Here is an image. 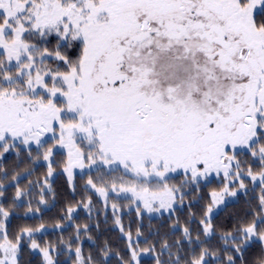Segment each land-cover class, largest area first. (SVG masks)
I'll list each match as a JSON object with an SVG mask.
<instances>
[{"label":"snow or ice","instance_id":"obj_1","mask_svg":"<svg viewBox=\"0 0 264 264\" xmlns=\"http://www.w3.org/2000/svg\"><path fill=\"white\" fill-rule=\"evenodd\" d=\"M49 133L54 143L42 154L45 183L53 176L55 149H66L70 185L74 168L121 172L122 182L109 188L131 193L138 215L140 204L149 213L174 210L180 189L169 185L170 174L198 185L222 173L226 183L211 193L200 221L211 236L213 205L246 191L245 178L264 190V0H0V155L16 149L33 159L32 145L43 148ZM249 154L258 173L238 158ZM129 175L132 181L123 182ZM87 185L107 198L109 188L97 187L91 176ZM24 194L17 187L15 201ZM259 200L256 218L222 237L232 242L225 264L243 262L256 243L261 255L255 264H264V194ZM111 207L116 216L117 205ZM67 211L70 218L74 209ZM0 216V264H21L25 238L44 264H57L53 246L35 239L43 224L13 237L2 205ZM115 223L123 232L118 216ZM183 233L192 243L187 227ZM126 236L130 259L121 264H141L144 254L155 264H181L180 240L175 259L164 261V252L173 255L167 241L153 256L155 246L138 251L131 232ZM74 254L75 264H94L81 247ZM102 254L109 256L107 245ZM209 256L216 254L204 248L186 264H211Z\"/></svg>","mask_w":264,"mask_h":264},{"label":"trees","instance_id":"obj_2","mask_svg":"<svg viewBox=\"0 0 264 264\" xmlns=\"http://www.w3.org/2000/svg\"><path fill=\"white\" fill-rule=\"evenodd\" d=\"M32 157L33 159H29L26 151L17 154L16 149L0 155V184H3L0 191L4 193L0 197V205L10 212V216L5 221L10 236L14 237L22 228L36 229L41 224L44 225L47 231L36 233L35 239L42 247L49 244L53 246L52 255L57 264H75L74 250L77 246L81 247L85 257L92 256L94 264H121V259L124 261L130 259L131 250L126 236L129 232L133 241H138V244L134 243L132 247L139 251L155 246L153 256L160 252V245L164 241L173 245L171 257L168 252H164L161 256L164 261L175 259L177 252L175 242L180 240L181 264L198 257L204 248L216 254L205 257L206 260L211 261V264H225L227 256L232 254L227 250L232 242L229 240L226 244L222 237L225 233L235 234L239 227L256 218V214L260 211L259 197L264 194L260 184L254 185L252 181H246L247 190L241 191L235 200L227 202V205L212 217L214 233L206 237L202 232L200 221L207 207L212 204L211 193L221 190L226 183L214 179L212 182L191 186L178 197L177 206L169 215L162 214L155 217L147 214L137 215L134 210L122 214L119 217L124 232H121L116 226L113 210H107L97 193L86 185L87 174H77L74 184H69L68 177L63 172L66 163L64 153H56L52 165L56 174L53 179L48 177L47 183L45 179L48 165L41 161L43 160L41 149L32 147ZM244 157L248 161L244 164L246 167L251 166L254 173L261 170L258 161L252 162L250 154ZM17 174H19L18 179L13 180L12 177ZM17 187L25 193L19 201H15ZM21 201L22 206H14V202L19 204ZM88 201H91L93 206L100 205V207H93L88 213L84 209ZM44 204L47 206L44 207ZM29 205L33 209L32 212L27 211ZM69 207L77 209L72 218H69L67 211ZM36 209L39 211H35ZM3 219L0 216V220ZM85 225H88L87 231H84ZM77 226L81 229L78 240ZM185 227L189 229L192 243L184 236ZM137 229L141 232L139 237L136 235ZM198 237L199 241H197ZM29 243L25 238L21 264H44L42 254L33 252L28 247ZM106 245L109 250L107 258L102 254V249H105ZM260 255L261 245L256 243L244 253L243 262L237 259L236 264H255ZM140 259L141 264H145L146 261L155 264L148 254L142 255Z\"/></svg>","mask_w":264,"mask_h":264},{"label":"rangeland","instance_id":"obj_3","mask_svg":"<svg viewBox=\"0 0 264 264\" xmlns=\"http://www.w3.org/2000/svg\"><path fill=\"white\" fill-rule=\"evenodd\" d=\"M55 42L53 41V44ZM53 45H48L49 48H51ZM46 63H48L51 67L55 68L56 67V64L49 60L47 61ZM51 137V134H47V137L48 138V143L44 145L43 148H40L41 149V152L43 154V151L47 148V147H50L54 141H52L50 139ZM32 147H35L37 148V146L35 144L32 145ZM11 150V149H10ZM57 152H61V153H64L66 155V160H67V150L66 149H63V148H56L55 151H54V154H53V157L52 159L55 160V155ZM4 154V153H3ZM2 154V155H3ZM1 155V156H2ZM245 155H241L239 156L238 158L242 161H247V159L244 157ZM43 158V156H42ZM252 162H253V158L251 159ZM42 162H44L45 164L48 165V162L47 161H44V160H41ZM254 163V162H253ZM244 168H247L244 164L242 165ZM53 167V166H52ZM64 168V167H63ZM73 181H72V184H74L75 182V176L77 174H87L88 175V179L89 177L91 176L94 180V183H96L97 187H106V188H109L110 184L115 181L118 185L122 182L119 178L121 177L122 173L121 172H116V173H112L111 175H108V174H99L97 173L95 170H90L89 168L85 167L83 169L81 168H74L73 170ZM64 172V171H63ZM65 173V172H64ZM56 174V170H54L53 168V176L50 177L51 179H53V177L55 176ZM67 175V173H65ZM103 175V178L101 179L100 176ZM68 177V176H67ZM170 179L168 180V183L170 186L174 185V186H177L180 191L177 193V199L180 195H183L184 192H186L191 186H195V184H186L184 183V180L186 179V177H184L183 175L179 174V173H172L170 174ZM132 176L129 175V176H124L123 178V182L127 183V182H130L132 181ZM214 179L218 180V181H221L222 180V173L220 176H217L215 173H212L209 177L207 178H201L200 182L199 183H208V182H212L214 181ZM252 181L251 178H245L244 180V183L246 181ZM254 185H258V180L256 182L252 181ZM87 185V183H86ZM89 186L92 190H94L97 195L99 196L101 202L103 203V206L109 210V209H112L111 205L112 204H116L117 205V211H116V216H121L122 214H126V213H129L131 210H134L135 213L137 214V211H136V208H137V203L138 202H135L134 201V198L132 197V194L131 193H117V192H112L109 188V192H108V196L107 198H105L104 196H102L99 192L96 191V189L92 188L90 185H87ZM156 183L153 182L152 185H150V187H152L153 189L156 188ZM230 188L231 189H237L238 188V184H232L230 185ZM220 190L216 191V192H219ZM241 191H244V190H239L238 194L241 192ZM238 196V195H237ZM236 197H232V196H225L224 197V203L222 204H219V205H213V212L211 214V217L215 216L216 213L221 210L225 205H227V202L229 201H232V200H235ZM177 199H176V202H177ZM211 200H212V197H211ZM105 202L107 203V207L105 206ZM174 203L173 205V209L177 206V203ZM89 203V201H88ZM87 203V204H88ZM92 207L90 208H85V210H87V212L89 213L93 207H100L99 206H93V204L91 203ZM47 206L46 204H44V207ZM158 207V205H156ZM140 207H141V211L143 214H147L149 216H160L162 214H166V215H169V213L173 210H168V209H161L159 212H152V213H149L146 209H143V205L140 204ZM76 211L77 209H74V211L71 213V216L70 218H72L75 214H76ZM105 214V213H104ZM138 215V214H137ZM114 216V217H116ZM121 217H119L120 219ZM72 221V220H70ZM116 226L118 228H120L117 224ZM47 231L45 228L41 229V231L39 233H43ZM124 232V231H123ZM38 233V232H37ZM36 234V233H35ZM33 252L35 253H39L38 250H32ZM41 254V253H40ZM144 255H147V254H144ZM54 259V257H53ZM55 260V259H54Z\"/></svg>","mask_w":264,"mask_h":264}]
</instances>
